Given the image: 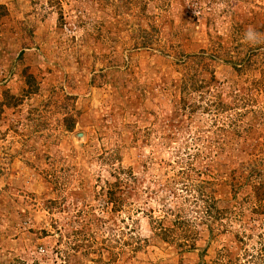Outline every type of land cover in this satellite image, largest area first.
I'll use <instances>...</instances> for the list:
<instances>
[{
    "label": "rangeland",
    "instance_id": "obj_1",
    "mask_svg": "<svg viewBox=\"0 0 264 264\" xmlns=\"http://www.w3.org/2000/svg\"><path fill=\"white\" fill-rule=\"evenodd\" d=\"M0 264H264V0H0Z\"/></svg>",
    "mask_w": 264,
    "mask_h": 264
}]
</instances>
